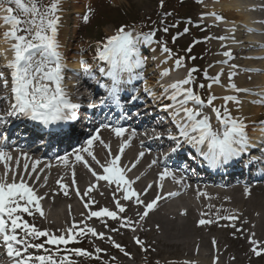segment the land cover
Wrapping results in <instances>:
<instances>
[{"label":"snow or ice","instance_id":"snow-or-ice-1","mask_svg":"<svg viewBox=\"0 0 264 264\" xmlns=\"http://www.w3.org/2000/svg\"><path fill=\"white\" fill-rule=\"evenodd\" d=\"M202 3V0H197ZM161 7H163L164 0H160ZM91 9H89V12ZM0 12L4 15L0 18L3 20V26L8 28L4 32V38L11 41V49L14 52L12 60L8 61L6 67L11 69V103L9 108L3 114H0V121L7 122L6 118L10 117H24L31 121H37L41 125L49 126L56 124L59 121L76 120V110L81 107L80 104L72 102L69 98L67 90L63 86L64 70L66 68L63 62V57L60 52V42L58 39L59 30L62 21V0H5V3H0ZM206 15L215 17L218 22H224V17L215 12L201 14V21ZM85 23L89 21V15L83 16ZM164 33L169 31L168 27H164ZM189 29L186 27L184 33ZM235 32V27L231 29ZM156 30L148 33L136 31L135 26L122 25L116 30L114 35L107 38L102 47H98L97 56L99 60L106 61L107 67H99L98 71L101 75H106L111 78V84H101V87L109 89V95L113 98H118V93L121 86L133 79L143 80V70L146 67L148 58L145 57L140 48L143 45H151L159 43L163 53L172 55V49L167 46V42L163 39L156 41ZM219 39L221 41L227 40V36L219 37H205L208 39ZM173 42L178 39L174 36ZM234 39V38H233ZM200 41H194L199 43ZM194 46V45H193ZM225 47V45H222ZM261 47H264L262 45ZM192 46H189L187 51H191ZM222 55L228 59L217 61L218 64L228 65V80L230 83L227 89L235 93L234 95H227L217 97L211 94L213 85L221 84V77L224 74L223 68L214 76H209L207 70L204 71V78L210 80L211 83L205 85L204 83L197 84L194 79V74L199 69L193 67L188 69L187 75L184 79L177 80L168 85H160L161 92L156 95L149 87H145L143 91L153 96V99L160 103L163 111L168 112L172 124L175 127V132L167 131L165 133H154L157 137L167 135L170 140L174 142L171 151L176 152L184 144L190 145L196 150L212 167H220L228 164L235 158H239L243 153L247 152L253 145L250 144L246 128L247 125L240 117L232 115L228 108V103L232 102L236 105H242L239 98L241 93H252L248 88L239 87L233 78L238 75L236 64H229V59H234L232 51L226 50ZM95 58V57H94ZM195 60L196 57H191ZM255 59H264V57H255ZM81 68L86 75H91L92 67L87 61H80ZM184 58H175V68L179 69L184 67ZM212 67V65H209ZM139 70V71H138ZM245 71H260L258 69H245ZM170 75L169 69H164L160 73V78H166ZM0 78H4V73L0 72ZM99 83V81H97ZM147 81L145 80V84ZM3 86L8 88V79H3ZM196 88L209 90L207 100L196 91ZM257 95L259 99L252 101L253 104L264 105V92L252 93ZM140 98L139 92L132 95L130 99L135 101ZM8 99L7 96L0 97V100ZM167 99L169 103H163ZM223 99L225 102L221 107L214 105V101ZM103 103V101H101ZM193 105L189 107V103ZM93 105H90V107ZM210 107L212 113L215 114V119L220 123L221 129H214L211 122V117L204 112V107ZM239 110V108H238ZM264 123V122H261ZM104 128H109L110 125H103ZM111 131L117 137H123L127 131L122 126L111 127ZM136 136V132L132 131L127 139H123L120 144L119 153L113 154L108 144H104L105 148L109 149L108 156L105 162H101L93 152V142L100 140L98 135L92 136L87 139L84 144L77 149H74L75 161L77 163L83 162L84 167L91 172L97 181H107L109 185L115 184L116 191L122 192L120 199L124 201H131L143 206V212L138 213L139 220H144L149 213L158 206V202L165 199L163 194V181L167 177H171L176 183H182L183 177L178 178L170 169L164 168L159 175V182L157 187L159 191L155 198L150 202H145L141 197L147 194L148 189L152 188L149 184L143 193H138L132 185L135 180L126 178V169L121 167L119 161L121 154L124 152L126 146L129 145L130 140ZM102 144L103 141H100ZM21 155L27 160L28 153L22 152ZM85 155L90 157L100 168L103 169L102 174H98L93 170ZM145 155L140 152L136 163L139 158ZM64 164H68V157L60 158ZM13 160L12 153L7 149V146L0 145V162H3L4 172L0 175V244L6 250L7 257L10 258L11 264H74L68 255L58 256L60 253L61 245H69L75 243L79 238L91 235L100 239L105 238L103 232H97L96 229L88 226L79 227L75 222L68 228L61 230L63 234H55L47 229H40L34 223H31L25 218L34 217L37 213L40 216H45L42 208L43 196H38L34 188V184L38 182L41 177L39 174L33 178V173L37 172V165L40 163L38 160L31 165L25 163L23 170H19V157L16 158V167L13 168L9 162ZM157 160H153L149 167L157 164ZM256 162V161H254ZM136 163L132 164L134 168ZM51 167V165H48ZM42 171V170H41ZM127 171H131L128 168ZM73 176L75 171L73 169ZM140 177H136V180ZM32 181V183H29ZM60 184V180L57 181ZM73 184L75 180L73 179ZM47 185V177L44 178V184ZM95 184L90 185L89 188L81 195L79 189H76L77 196L83 200L84 197L89 196V193L95 188ZM185 188L188 185H183ZM62 189H66V185H61ZM65 196L69 195V191L64 190ZM245 196L251 195V188L245 187ZM103 195V193H101ZM179 195V192H168V197ZM115 200V208L118 211L109 210L107 207H101L99 210L90 211L87 219L93 217L102 218L108 217L112 220H120L121 227H130L135 231L133 221L128 217H121L118 213H124L125 207L121 204L120 199ZM90 203H95L90 200L84 204L87 209ZM210 207H214L211 206ZM228 212L227 209H224ZM220 209H217L215 218H204L207 213H202L197 226H209L216 224L221 220L230 221L231 223L221 225L222 227H232L236 232H243L238 228L235 221L238 220L239 214L229 212L227 215H220ZM186 211L181 215H186ZM83 223V221H81ZM138 223V222H137ZM243 223H248L244 220ZM105 226L107 224L105 222ZM159 228V225H157ZM111 231H119V229H111ZM235 236V233H233ZM255 233L248 236V241L252 245L250 251L256 257L264 256V244L258 242L255 238ZM43 238V239H42ZM107 239L112 242L113 246L122 252L125 256L131 258L124 247L116 243L111 236ZM135 242L144 248V242L138 237ZM213 246L215 247L217 241L213 238ZM55 246L49 248L47 246ZM35 249L36 252L30 250ZM154 250V249H153ZM198 250V249H197ZM72 255L81 257H93V253L85 249L73 248L70 250ZM103 250L99 247L95 248V253H100ZM43 253V254H41ZM95 258L99 259V256ZM115 260V257L112 258ZM183 264H195L193 261H184ZM213 264H216L214 259Z\"/></svg>","mask_w":264,"mask_h":264},{"label":"bare ground","instance_id":"bare-ground-1","mask_svg":"<svg viewBox=\"0 0 264 264\" xmlns=\"http://www.w3.org/2000/svg\"><path fill=\"white\" fill-rule=\"evenodd\" d=\"M4 1V0H3ZM215 1V2H214ZM261 6L264 7V0H258ZM73 4H76L73 1ZM203 4V2L201 3ZM252 5V4H251ZM251 5H246L241 0H212V2L204 3L203 6L207 7L205 13L215 12L221 14L224 17L225 25H222L218 21H210L206 16L201 21L208 28V37L214 36H227L228 39L224 40L220 44L221 51L228 50L229 46L233 45V57L238 66H241L238 75L233 78V81L242 88H248L254 93L264 92V59H255V57H264V51H258L253 54L252 51L255 48L264 44V11L257 10L255 14L258 16L250 15L249 8ZM203 9V7H200ZM261 9V7H259ZM81 10V8H80ZM263 10V9H262ZM79 10H75L72 14L79 13ZM246 12L249 14H246ZM4 15L0 12V17ZM70 13L63 15L62 29L59 31V42L61 43L60 52L62 53L63 62L66 68L72 70H78L81 68L80 61L82 58H74L72 61H67L66 53L69 50L64 48L67 42L68 36H73V31L70 32L69 21ZM228 21V22H226ZM75 22V21H74ZM217 22V23H216ZM240 24V25H239ZM76 22L73 24L76 27ZM259 28L262 33V37L258 40L256 38L251 39L252 36L243 37V33L237 30L239 26ZM235 27V32L239 34L236 37L230 36L231 29ZM0 57L2 59L1 64H5L1 69L4 73V78L10 79L9 68L6 67L8 61L14 57V52L11 49V41H7L4 38V32L8 30L6 26H3V20L0 18ZM218 30V32L216 31ZM61 38V39H60ZM234 38V39H233ZM237 40L235 43L231 42ZM248 44L247 46H245ZM225 45V47H222ZM242 45V46H241ZM151 52L148 58V65H146V87L151 88L154 84L168 85L172 83L171 77L160 78V73L164 69H168L169 65H172L173 61L168 54L160 52L153 45H143ZM246 47V48H245ZM66 52H65V51ZM235 51L242 53L239 58V54ZM222 52V53H223ZM228 59L221 57L219 59ZM86 60V59H85ZM168 61V62H166ZM168 63V64H167ZM232 61L229 59V64ZM166 64V65H165ZM92 68L97 65L95 59L90 64ZM228 66V65H225ZM222 67L217 65L214 70H211L212 75H216ZM82 69V68H81ZM170 69V68H169ZM228 69V68H223ZM245 69H258L260 71H245ZM228 72L224 71L221 77V84L215 85L211 92L217 97H223L227 95H234L235 93L227 89V85L230 83L228 80ZM258 72V75H257ZM259 72L261 75L259 76ZM187 75V74H186ZM184 75L180 79L186 77ZM247 80V83L244 81ZM3 81H0V97H5L7 90L11 84L9 81L8 88L3 86ZM132 82V81H131ZM68 86L70 84L68 83ZM155 93L156 89H152ZM158 90V89H157ZM72 91V90H71ZM209 91V90H208ZM3 92V94H1ZM245 93L239 94L244 96ZM256 97V98H255ZM117 99V98H115ZM259 99L257 95L249 96V98H242V105L235 107L236 104L230 102V108L232 115L240 117L247 125L246 132L249 130L251 133L248 135L264 137V123L259 120L263 117L264 111L260 110L258 104H253L252 101ZM11 100V98H10ZM9 100V102H10ZM219 105L223 99H218ZM5 99L0 100V110L3 108ZM214 103L218 107V104ZM192 107L191 102L188 105ZM239 108V110H238ZM211 117L212 126L217 129L218 124L215 121V114L204 111ZM127 129V128H125ZM132 130L127 129L124 136L117 137L114 132L111 131V127L102 128L96 133L100 137V140L93 142V152L97 158L103 163L107 159L109 149L104 147V144H108L113 154L119 153L120 144L123 139H127ZM38 135L42 136L41 133ZM100 141H103L102 144ZM60 141H56L58 143ZM138 134L133 137L129 145L125 147L124 152L121 154V160L119 164L121 167L130 166L131 171L126 170V178L135 180L132 187L138 192L143 193L149 184H152V188L148 189L147 194L142 195V199L145 202H150L159 191L157 182H159V173L163 171V166L160 167L157 163L149 167L151 162L155 159V151L157 146H138ZM84 144V143H83ZM82 144V145H83ZM81 145V146H82ZM81 146L77 147L80 148ZM76 148V149H77ZM12 153L13 160L9 162L13 168L16 167V158L19 157V170H23V165L27 163L29 165V171H31V165L35 161L40 163L37 165V172L33 173V178L36 174H39L41 179L33 186L37 191L38 196H43L42 208L45 216H40L38 213L34 217H28L25 214V218L31 223H34L38 228L44 230L47 229L57 235L63 234L61 230L70 227L74 222L79 227H84L85 224L96 229V231L103 232L105 234L104 239L93 237L90 234L81 237L78 240H85L90 242L95 249L94 244H106L111 245L112 242L107 239L111 236L113 240L117 241L124 247V249L131 254V258L125 256L122 252H115L120 255L124 262L115 261L114 264H128L127 260L136 259H148L154 258L153 263L156 264H183L184 261H193L195 264H213L214 259L216 264H264V256H254L250 249L252 245L248 241V236L251 233H255V239L258 242L264 244V180L246 182L245 184L237 183H224L215 184L209 180H202L193 178L185 172L176 171L174 168L170 169L178 178L183 177L182 183H176L171 177H167L163 181V194L165 199L158 202V206L152 210L144 220H139L138 213L143 212V206L134 202V198L131 201H124L121 198L122 192L116 191V185H109L107 181H97L96 178L89 172L83 162L77 163L75 161L74 149L68 151L66 154L53 157L51 159H40L33 152L28 154V159L25 160L21 155L23 151L9 150ZM140 152H144L145 155L139 158V162L136 163ZM67 156L68 164H64L60 159ZM85 159L98 174L103 173V169L100 168L90 157L85 155ZM136 163L133 168L132 164ZM51 165V167H48ZM73 169L75 176H73ZM42 170V171H41ZM4 172L3 162H0V175ZM140 179L136 180V177ZM47 177V185L41 187L44 184V178ZM73 179L75 184H73ZM60 180V184L57 181ZM29 183H32L30 181ZM95 184V188L89 193V196L84 197L83 200L80 196H77L76 189L78 188L81 195L89 188L90 185ZM186 184L188 187H184ZM61 185H66V189H62ZM245 187L251 188V195L245 196ZM64 190L69 191V195L63 194ZM168 192H179V195L168 197ZM103 193V195H101ZM120 199L121 204L125 207L124 213H118L121 217L130 218L135 226V231L130 227H121L120 220H112L108 217L87 219L90 211L99 210L101 207H107L109 210L118 211L115 208V200ZM94 200L95 203H90L86 209L84 204ZM214 206V207H210ZM217 209H220V215H227L229 212H235L239 214V219L235 221L238 228H241L243 232H236V229L232 227H222L221 225L229 224L230 221L221 220L216 224L209 226H197L202 213L208 215L204 218H215ZM227 209L228 212H225ZM186 211V215H181ZM247 220L248 223H243ZM83 221V223H81ZM105 222L107 227L105 226ZM138 222V223H137ZM159 225V228H157ZM111 229H119V231H111ZM235 233V236H233ZM139 238L144 242V248L147 251L142 250L141 246L135 242V238ZM213 238L216 239L217 244L214 247L212 244ZM43 239V238H42ZM102 250L105 248H101ZM154 249V250H153ZM198 249V250H197ZM103 256L109 258L110 252L103 250L100 252ZM0 256L3 257V248L0 246Z\"/></svg>","mask_w":264,"mask_h":264},{"label":"rangeland","instance_id":"rangeland-1","mask_svg":"<svg viewBox=\"0 0 264 264\" xmlns=\"http://www.w3.org/2000/svg\"><path fill=\"white\" fill-rule=\"evenodd\" d=\"M67 1H68V5L66 6ZM73 1L76 2V6H74ZM102 1L105 2L103 7L108 8L106 9V11L111 12V14H114V16L108 20L107 24L104 27L99 20V14L102 11L101 9L96 13L93 23L91 17L90 21L88 22L89 26L91 27H88V29L85 28V25L82 23V21H79L78 29H75L74 32L75 37L73 36L70 39L68 37V42L71 43L70 48L72 50L70 51L69 55L74 57L79 55H83V56L86 55L88 59L92 57L94 58L95 56H97L98 47H102V44L106 42L105 39H107L108 36L114 35L116 33V30L119 27H121L118 25L127 22L129 23L130 20H133L138 16L140 19L144 20L143 23L146 24V28L144 30H140L135 26L136 31L148 33L152 30H156V36L154 39L156 41L163 39L164 41L167 42V46L170 49H172L173 55L170 56L171 58H174L172 61L175 62L176 57H183L185 64L184 72H186L190 68L189 67V63H190L192 67L195 68L198 67L197 69H199V71L194 74V79L197 81V84L199 83H204L205 85L208 84L207 79L205 82L203 73L205 70H207L208 75L213 76L212 75L213 73H210V71L215 69V64L217 63V61H219L222 52L217 47L218 45L217 41H215L212 44H209V41L205 40V37L209 36L208 35L209 27H206L204 25L203 26L199 25V23H201L199 21L200 14H205L204 11L207 10V7H204L203 4L205 2L206 3L212 2V0H202L203 4L197 2V0H164L163 7H161L160 0H65L63 5L66 6V8L63 9L62 15L70 13V18H71L76 15V14H72V12L75 10H79L80 13H82V15L79 16L81 20V18H83V16L87 14V12H89V9H91L98 2H102ZM243 1L249 2V0H243ZM0 3H5V0L4 1L0 0ZM251 3L253 4V2ZM101 5L102 4H97L99 8H101ZM200 7H203V9ZM208 19L212 20L210 17H208ZM174 20H177L178 23H175ZM71 26L72 24L70 23L69 28ZM164 27L169 28V31L167 33L163 32L162 29ZM186 27L189 29V31L187 33H184V29ZM240 29L246 30L243 27H241ZM101 32L103 33L102 37L100 34ZM174 36H178V39H176L175 42H173L172 39ZM250 38L253 39V36ZM73 39L81 40L82 44L78 45V43L72 42ZM193 39H198L199 41L202 42L201 44H194L193 41L191 42V40ZM73 44H76L77 46ZM153 44L154 46L158 47V49L161 48L159 43H153ZM189 46H192V50L190 52L187 51ZM75 47L77 48L73 49ZM193 53H200L201 56L196 57L197 55H194ZM193 56L196 57L195 60L191 59V57ZM148 63L149 62H147V64ZM209 65H212V67H209ZM240 67L241 66H239V68ZM260 75L261 73H259V76ZM246 81L247 80H245L244 83H247ZM196 91L199 94H201L205 100H207V97L209 95V91L207 88L205 89L196 88ZM254 92L255 91H252V93ZM252 93L246 94L245 97L249 98V96L254 95ZM235 107H239V106L236 105ZM228 108H230V105L228 106ZM260 110L264 111V105L260 106ZM208 111L211 112V109H209ZM98 246L99 248L104 247L105 249L103 250H108L110 252V256L112 257L107 258L103 256L101 253H95L92 244L88 242L87 243L80 242L75 244L73 247H67V248L60 247V251H62V253L60 254L62 256L68 255L71 254L70 251L71 249L81 248L87 250L88 252L93 253V257L91 258L73 255L75 259H79L84 263L114 264V261L112 259L113 257H115L116 261H119L120 263L124 262L122 261L123 258L121 256L114 253L113 251L114 246L111 247L112 245L110 246L106 244H99ZM96 256H99V259L95 258ZM154 260L156 261V259L154 258H148L147 260L136 259L135 261L127 260L126 262L128 264H156L153 263Z\"/></svg>","mask_w":264,"mask_h":264},{"label":"trees","instance_id":"trees-1","mask_svg":"<svg viewBox=\"0 0 264 264\" xmlns=\"http://www.w3.org/2000/svg\"><path fill=\"white\" fill-rule=\"evenodd\" d=\"M113 16L114 14H111V12L104 10L103 12L101 11V13L99 14V20L101 22H108V20Z\"/></svg>","mask_w":264,"mask_h":264}]
</instances>
